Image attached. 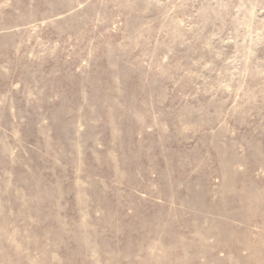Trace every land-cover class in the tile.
Masks as SVG:
<instances>
[{
    "label": "rangeland",
    "instance_id": "rangeland-1",
    "mask_svg": "<svg viewBox=\"0 0 264 264\" xmlns=\"http://www.w3.org/2000/svg\"><path fill=\"white\" fill-rule=\"evenodd\" d=\"M0 264H264V0H0Z\"/></svg>",
    "mask_w": 264,
    "mask_h": 264
}]
</instances>
